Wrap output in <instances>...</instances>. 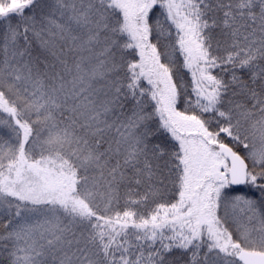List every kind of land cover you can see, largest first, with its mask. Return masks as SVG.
Masks as SVG:
<instances>
[{"label":"snow or ice","instance_id":"snow-or-ice-1","mask_svg":"<svg viewBox=\"0 0 264 264\" xmlns=\"http://www.w3.org/2000/svg\"><path fill=\"white\" fill-rule=\"evenodd\" d=\"M0 264H264V0H0Z\"/></svg>","mask_w":264,"mask_h":264}]
</instances>
